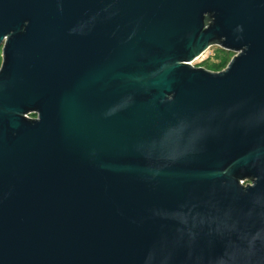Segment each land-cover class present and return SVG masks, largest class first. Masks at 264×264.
I'll return each mask as SVG.
<instances>
[{
	"label": "water",
	"instance_id": "obj_1",
	"mask_svg": "<svg viewBox=\"0 0 264 264\" xmlns=\"http://www.w3.org/2000/svg\"><path fill=\"white\" fill-rule=\"evenodd\" d=\"M0 50V264H264V0H0Z\"/></svg>",
	"mask_w": 264,
	"mask_h": 264
},
{
	"label": "rangeland",
	"instance_id": "obj_2",
	"mask_svg": "<svg viewBox=\"0 0 264 264\" xmlns=\"http://www.w3.org/2000/svg\"><path fill=\"white\" fill-rule=\"evenodd\" d=\"M233 55L226 54L217 46H211L204 54L191 62V66L195 68H203L209 72H221L231 61ZM2 63L1 50H0V66ZM214 66H218V70L214 71ZM247 183H243L245 186Z\"/></svg>",
	"mask_w": 264,
	"mask_h": 264
},
{
	"label": "trees",
	"instance_id": "obj_3",
	"mask_svg": "<svg viewBox=\"0 0 264 264\" xmlns=\"http://www.w3.org/2000/svg\"><path fill=\"white\" fill-rule=\"evenodd\" d=\"M222 52H224V53H226V54H230V53H227V52H225V51H222ZM218 68H219L218 66H214V69H213V70L216 71V70H218Z\"/></svg>",
	"mask_w": 264,
	"mask_h": 264
}]
</instances>
